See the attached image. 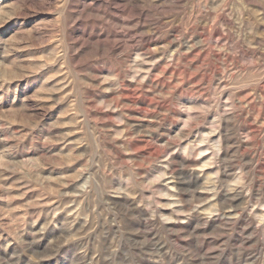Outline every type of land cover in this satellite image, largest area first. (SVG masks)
Segmentation results:
<instances>
[{"label":"rangeland","instance_id":"rangeland-1","mask_svg":"<svg viewBox=\"0 0 264 264\" xmlns=\"http://www.w3.org/2000/svg\"><path fill=\"white\" fill-rule=\"evenodd\" d=\"M0 264H264V0H0Z\"/></svg>","mask_w":264,"mask_h":264},{"label":"bare ground","instance_id":"bare-ground-1","mask_svg":"<svg viewBox=\"0 0 264 264\" xmlns=\"http://www.w3.org/2000/svg\"><path fill=\"white\" fill-rule=\"evenodd\" d=\"M173 156V155H172ZM174 157V156H173ZM172 159V158H171ZM169 171V170H168ZM192 177V176H191ZM194 196V195H193ZM242 199V198H241Z\"/></svg>","mask_w":264,"mask_h":264}]
</instances>
